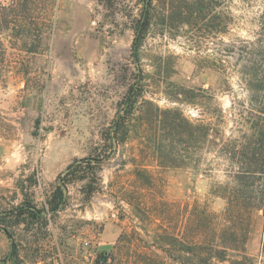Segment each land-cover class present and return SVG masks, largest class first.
<instances>
[{
  "label": "rangeland",
  "instance_id": "374dc122",
  "mask_svg": "<svg viewBox=\"0 0 264 264\" xmlns=\"http://www.w3.org/2000/svg\"><path fill=\"white\" fill-rule=\"evenodd\" d=\"M148 1L0 0V264H96L106 245L114 246L108 264H160L155 235L164 216L176 226L182 205L226 209L224 193L214 191L229 180L228 159L212 146L198 166L182 168V129L155 108L147 136L134 121L118 155L96 167L102 135L138 66L146 99L211 121L219 139L240 137V104L244 118L251 115L246 93L200 64L187 29L169 27L170 0H153L152 26L134 62V28ZM182 87L205 90V100L182 103V94L175 98ZM218 106L222 118L211 115ZM86 158L78 176L87 179L65 184L62 211L40 220L20 215L24 205L47 209L66 178L58 177ZM263 240L264 213L255 211L247 249L258 261Z\"/></svg>",
  "mask_w": 264,
  "mask_h": 264
},
{
  "label": "trees",
  "instance_id": "16d2710c",
  "mask_svg": "<svg viewBox=\"0 0 264 264\" xmlns=\"http://www.w3.org/2000/svg\"><path fill=\"white\" fill-rule=\"evenodd\" d=\"M155 9L153 0L145 3L135 24L132 58L136 64L140 62V51ZM168 20L170 28L187 29L190 38L199 44L202 66L224 76L229 88L238 86L246 93L251 115L244 118L247 105L240 104L242 119L237 125L240 137L219 139L211 121L190 119L183 110L163 111L146 99L147 81L138 66V78L129 86L115 119L102 135L96 167L118 155L131 138L134 121H140L143 137L147 136L155 108V115L162 116L173 130L182 129V168L198 166L203 152L212 146H217V154L225 156L231 168L229 180L218 184L214 191L224 193L218 195L227 201L224 212L217 214L207 205L196 203L182 205L176 226L167 222L170 216H164L166 224L155 235L159 239L155 250L163 254L160 264H264L250 256L247 249L254 212L264 213V0H170ZM205 92L182 87V93L175 98L179 100L182 94V103L199 106L206 98ZM211 115L222 118V109L216 107ZM88 160L74 161L58 177L59 183L66 178L55 188L47 209L41 211L24 205L17 208L20 215L29 214L40 220L62 211L66 205L65 184L76 178L87 179L78 174ZM142 172L145 171L138 168V173ZM96 175L93 172L92 176ZM102 248L96 264H108L112 258L109 251L114 246ZM261 254L264 255V240Z\"/></svg>",
  "mask_w": 264,
  "mask_h": 264
}]
</instances>
